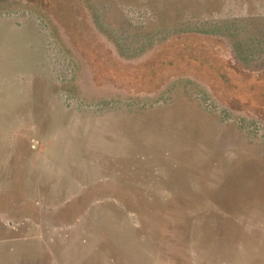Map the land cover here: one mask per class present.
Masks as SVG:
<instances>
[{"label":"rangeland","instance_id":"rangeland-1","mask_svg":"<svg viewBox=\"0 0 264 264\" xmlns=\"http://www.w3.org/2000/svg\"><path fill=\"white\" fill-rule=\"evenodd\" d=\"M0 264H264V0H0Z\"/></svg>","mask_w":264,"mask_h":264},{"label":"trees","instance_id":"trees-1","mask_svg":"<svg viewBox=\"0 0 264 264\" xmlns=\"http://www.w3.org/2000/svg\"><path fill=\"white\" fill-rule=\"evenodd\" d=\"M87 3V1H85Z\"/></svg>","mask_w":264,"mask_h":264}]
</instances>
